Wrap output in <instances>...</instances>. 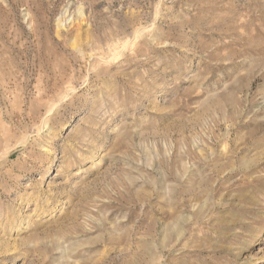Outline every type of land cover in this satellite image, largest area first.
Segmentation results:
<instances>
[{
  "label": "rangeland",
  "instance_id": "374dc122",
  "mask_svg": "<svg viewBox=\"0 0 264 264\" xmlns=\"http://www.w3.org/2000/svg\"><path fill=\"white\" fill-rule=\"evenodd\" d=\"M0 264H264V0H0Z\"/></svg>",
  "mask_w": 264,
  "mask_h": 264
}]
</instances>
